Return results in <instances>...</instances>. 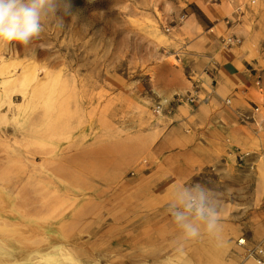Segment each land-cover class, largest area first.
<instances>
[{
    "label": "crops",
    "instance_id": "1",
    "mask_svg": "<svg viewBox=\"0 0 264 264\" xmlns=\"http://www.w3.org/2000/svg\"><path fill=\"white\" fill-rule=\"evenodd\" d=\"M241 4L229 7L232 26L221 29L241 38L240 45L222 46L214 25L193 46L200 51L191 55L200 97L214 89L209 101L174 102L169 111L164 107L161 114H168L157 128L117 142L115 148L112 144L109 159L97 155V147L90 155H76L75 171L66 178L36 173L6 188V160L0 156V264H32L39 242L66 245L82 256L81 235L107 219L102 196L108 189L113 205L124 204L126 224L132 228L127 231L126 264H183L186 259L189 264H256L245 260L244 252L253 244L264 246V160L247 157L240 162L236 149L258 154L264 148V8L260 3L243 12ZM189 82L183 95L192 91ZM242 116H249L248 121ZM4 125L0 111V151ZM146 154L154 168L123 182V172ZM252 162L256 171H245ZM207 168L237 180L226 186L221 203L206 180L214 174ZM68 180L77 185L66 184ZM247 193L253 195L252 207ZM114 210L113 226L118 227V207ZM240 238L246 240L244 246L237 244ZM90 259L102 264L96 255Z\"/></svg>",
    "mask_w": 264,
    "mask_h": 264
},
{
    "label": "rangeland",
    "instance_id": "2",
    "mask_svg": "<svg viewBox=\"0 0 264 264\" xmlns=\"http://www.w3.org/2000/svg\"><path fill=\"white\" fill-rule=\"evenodd\" d=\"M68 2L50 0L55 11H45L39 38L26 47L0 42V111L5 114L0 156L6 160V188L36 173L67 176L75 171L76 155H90L97 147V155L109 159L112 144L115 148L117 142L157 128L168 114L154 112L158 102L166 103L163 108L173 104L190 80L192 90L199 89L191 55L200 52L193 46L203 31L216 25L222 46H238L241 38L221 30L232 26L229 7L236 9L240 2L243 12L260 3L264 8V0H71L69 14ZM229 36L239 42L227 44ZM236 151L264 160V148L258 154L240 147ZM138 159L123 172V182L154 168L149 154ZM247 166L245 171H256L254 162ZM205 171L214 172L206 180L221 203L226 186L237 180L221 178L216 169ZM111 193L108 189L102 196L107 219L81 235L82 256L66 245L39 242L32 264H92V255L102 264H126L127 231L132 228L123 203V208L117 206L119 225L113 226L117 207Z\"/></svg>",
    "mask_w": 264,
    "mask_h": 264
},
{
    "label": "clouds",
    "instance_id": "3",
    "mask_svg": "<svg viewBox=\"0 0 264 264\" xmlns=\"http://www.w3.org/2000/svg\"><path fill=\"white\" fill-rule=\"evenodd\" d=\"M66 8L70 14L71 0ZM46 10L55 11L50 0H0V42H16L24 47L29 45L39 38L43 30L42 16ZM198 214H203L202 208L198 209ZM182 218L177 216L178 220Z\"/></svg>",
    "mask_w": 264,
    "mask_h": 264
},
{
    "label": "built area",
    "instance_id": "4",
    "mask_svg": "<svg viewBox=\"0 0 264 264\" xmlns=\"http://www.w3.org/2000/svg\"><path fill=\"white\" fill-rule=\"evenodd\" d=\"M225 42L227 44L232 43H238L239 39L233 36H229ZM214 93V89H211L207 94H205L203 97H200L199 89L195 87L192 91L188 92L187 94H175L173 97L172 102L181 103H195L198 100L201 102H207L211 98L212 94ZM226 103H229V100H226ZM165 102H158V104L154 108V112L159 114L163 110V106L165 105ZM170 109V104L166 106ZM262 108H264V105H262ZM259 106L255 108V110H258ZM243 117V116H242ZM252 118V116H251ZM243 121H248L249 116L243 117ZM264 120V119H262ZM251 155L248 151H239L237 152V158L239 161H244L245 158L249 157ZM237 244L244 246L246 244V240L244 238H240L237 240ZM244 259L245 260H253L256 264H264V246H262L260 243L253 244L250 247H248L244 252Z\"/></svg>",
    "mask_w": 264,
    "mask_h": 264
}]
</instances>
